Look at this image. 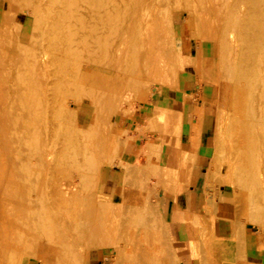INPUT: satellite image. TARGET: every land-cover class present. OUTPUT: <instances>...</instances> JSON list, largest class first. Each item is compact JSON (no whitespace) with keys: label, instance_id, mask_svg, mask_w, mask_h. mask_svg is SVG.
I'll list each match as a JSON object with an SVG mask.
<instances>
[{"label":"rangeland","instance_id":"1","mask_svg":"<svg viewBox=\"0 0 264 264\" xmlns=\"http://www.w3.org/2000/svg\"><path fill=\"white\" fill-rule=\"evenodd\" d=\"M108 1L110 2L111 0ZM192 1L193 3L191 0H184L183 2L182 0H173L172 2L170 0L168 5L165 0L162 1V3L164 2L167 4L165 5L163 3L164 6L163 4H160L161 1L155 0V3L152 2L149 4L152 7L149 5L146 6L147 9H145L143 13V15L145 14L144 18L146 21H149L150 19L153 22L152 28L154 31L156 30V33L150 31L152 29L150 25L151 23L147 24V29L149 27L151 28L148 32L154 33L149 34L151 38L153 37L152 39L149 38L146 40L150 43L152 42L151 44L156 42V50L154 52L159 50V53L164 49V52H162V54L160 53L159 56L157 55L158 53L154 54L153 52V56L150 57L153 64L155 63L154 70L156 69L157 72L159 71V75L157 72V74L155 73L156 70H152L148 73L137 71L134 69V64H132L134 65V68L132 65H128V63L131 64L133 62L130 60L127 61L128 59H126V56L118 63L107 62V58L102 56L106 45L103 43H94L92 50H86V52H88L87 54H89L87 57L86 70L82 73L80 79L78 78L76 82H72L75 87L74 85L71 86L70 84H67L64 85V88L62 87V89H53L51 90L52 93L47 92V95L50 93V98L52 97L53 99H50L45 94V100L47 98L48 101L50 99V101L54 100V102H56L54 104L52 101L49 102V104L46 101V115H50L48 116L49 120H46L49 122L52 120L50 123L53 125L51 126L53 129L55 126L56 128L62 127V131L64 133L66 131L67 134L65 135L62 131L58 130V133L62 132V135L59 134V137L57 136L54 138L56 146H54L53 141L54 147L51 148H55L53 149L55 152H52V154L49 155L50 157L52 156L53 159L49 158L51 160H49L50 169L48 167V173L46 175L48 178L46 177L44 183L45 186H47V192L50 184L55 186L56 184L58 185V183H62L61 186L59 184L61 188L59 189L62 191L58 190V186L56 185L55 187L57 188H50L53 191L55 189V192L49 190L46 200L37 198L32 201V205H25L21 208L16 204V201H9L7 204L0 205V217L6 209L9 211L11 208L12 211L15 213L18 212L21 216L26 215L31 208L36 210L42 205L49 208H54L55 206L57 207L60 205L66 207V205H69L68 207L70 209H67V207L66 209L64 208L65 213L63 216L60 213H57L59 217L62 216L61 219L63 220V226L55 228L52 231L47 227V220H50V216L48 215L40 222L43 224H40L38 228H31V226L26 227V225H20V223L17 222H11L0 227V264H240L243 253L241 242L244 238L246 228L250 229L249 232H258V237L264 239V206H260L261 202L255 197L256 193L254 190L252 189L250 192L251 188L243 184L241 178L242 175L239 173L240 171L238 169L241 168L239 165V157L242 156V151L245 150L242 148H246L249 143L252 145L255 143V135L259 133V128L257 126L258 122H255L259 116L256 114L261 113L258 112L259 110L257 111L256 107H254L255 105L252 107V103H250V95H248L249 67L247 68L248 65H246L245 58H243L245 56V52L243 51L244 48L239 45L240 37L238 32L232 31L228 27L226 28L228 10L223 7L221 12L218 11L221 13L219 14L213 11L214 9L211 7L213 5L219 7V4H222L223 0H214V2L213 0H205L206 2L201 0L203 3L197 0L198 4L201 3L198 7L196 0ZM19 2L14 3L19 5L11 6V8L8 9L9 11L6 12L7 1L0 0V78L3 75L1 79L4 81L5 75V78H8L7 82H11L8 85L5 79L8 86L5 82V85L2 84L0 86V92L2 91V94L0 93L1 95H3L4 90L7 92V95H9L12 91V87L16 85V80L28 73H32L29 70V67L36 65V62L41 69L40 75L48 78L53 67H55L56 60L54 51H57V49L69 51L71 45L69 23L65 18V15L69 18L68 12L62 11L60 19H58V15H56V11H54L58 8L68 10L64 0H19ZM190 2L192 3L191 5ZM204 2L206 4H204ZM229 4V7H233L234 0H231ZM201 5L206 9H199ZM150 8L152 10H150ZM189 9L192 11H189ZM113 10L110 12L112 17L115 16L113 13L115 12L116 14L117 11L115 10L118 9ZM155 13L160 14L157 16ZM105 14H109V12H105ZM160 15L163 19L160 18ZM240 16L243 15L240 14ZM194 22L197 25H195ZM148 32L146 31V36H148ZM132 35L133 34H130L128 29L123 28V26H118L110 30L109 36L111 40L115 42H117V40L127 41L122 47V53L124 54L128 52L131 47L133 49L135 47V45L133 47ZM153 35H156V40H154ZM222 39L225 41L223 44H221ZM219 45L221 48H224H222V51L219 49ZM235 47L238 49L240 47L238 52ZM233 48L235 49L233 50ZM239 51L243 53H239ZM225 52L226 55L228 53L229 55L231 54L230 58L231 56L234 57V59H231L234 60L232 65H226L224 60L226 58V55L224 54ZM235 54L242 59L239 60L238 58L237 60ZM161 56L163 59L162 62ZM155 61H157V63ZM219 63H221L220 66L222 70L219 68ZM223 64H225L226 67H222ZM167 65L169 67L166 68ZM237 65H239V67ZM167 71L169 73L172 71V73L169 74ZM173 73L176 74L177 77ZM160 75L161 77H159ZM165 75L167 77V79H165L167 84H165L166 81L164 82V78H166L164 77ZM234 75L236 77L240 75L237 79H241V81H234L233 79H236ZM168 76H170V78L173 77V79H169ZM13 79L15 80L13 81ZM147 79H150L148 80L150 81L149 83ZM151 79L154 81L151 82ZM186 79L189 80L190 87L196 84L197 87L205 85L210 90V97L207 100L204 112L208 124L206 134L208 156L205 159L199 157L197 154V147L200 140L199 123H201L203 117L202 107H198V100L201 99L199 92L192 89V91L190 90L191 92L188 90L187 94L185 92L183 93V102L194 106V113L191 115L186 125H184L182 120L181 111L176 110L174 104L168 107L174 111V116L169 121L171 128H173L172 136H169V134L165 132V129H163V122H157L152 118L155 114L153 108L155 106H161V102L159 101L161 89L165 88L167 85L168 88L180 90L179 87L182 86L181 81ZM231 80L234 81L236 87L239 83V89L243 88L241 91V97L238 98V100L231 99L230 101V96L232 98L230 92V90H232L231 85L233 86ZM12 81L14 82V85ZM169 81L173 84L170 83L168 85ZM75 83H78V85L81 84L80 87ZM246 85L248 89L246 88ZM84 87L88 89L90 88L92 91L94 90V92ZM82 90H86L87 94L85 91L84 93L80 92ZM243 90H246L244 91L245 94L247 93L245 96H242ZM253 95H255V98L257 97L256 94H252V97ZM249 103L251 106H249ZM25 104L22 106L25 113L28 109L34 111L35 108H37V105L35 104L32 106V103ZM47 104L48 106L51 104L54 105L48 107ZM246 106L247 108H245ZM48 108L52 111H49L50 109ZM247 109L250 111H247ZM254 109L256 110V114ZM50 112L52 113L50 114ZM1 113L0 116L4 119L2 115H5L6 113L3 111ZM250 114L254 117H251ZM8 116L9 115H7V117ZM238 117L239 119L242 117V122L238 120ZM245 117H247L248 120ZM192 118L196 120L195 123L197 122V124L192 125L189 133V128L193 122ZM225 119L226 124L223 122ZM53 121L56 125L55 123L52 124ZM244 121L245 123L249 121L248 124L250 123L249 125L251 128H256V130H258L257 133L252 129L255 133L250 132L252 136L251 134L249 135L248 131H251L249 130L250 127L247 125V128L246 125H244ZM51 127L49 129L45 128L46 133H44L45 131L43 129V134H46L47 137L53 135L50 133ZM246 128L248 129V131H246L247 134L245 132ZM239 129L243 130L245 133H242ZM244 134L247 140L243 139L245 138ZM253 134L255 135L253 136ZM50 136L48 138H50ZM67 136L69 138H67ZM247 136L250 138L254 137V139L248 140ZM74 137H76V139ZM60 139H62V142H59ZM67 139L73 140V146H71L72 142ZM168 140H170V142H165ZM67 141L70 142V144L68 143V146L66 145ZM74 141L77 146L74 145ZM226 141H228V144ZM252 141H254V143ZM83 142L85 144H83ZM2 144L0 147L3 146ZM8 144H10L9 141L8 143H4L5 146H8ZM176 144L181 145V149L187 153H185V158H183L185 156L184 153H182V155L178 152ZM252 145H249L246 150L249 151L252 148ZM10 146L11 145L6 147V149H9ZM84 146L89 148H84ZM77 147L79 148L78 152L76 150L78 154L73 150V148L77 149ZM61 148L63 150L65 148L66 153L63 152ZM6 149L5 151L2 149V151L0 150V157L2 158L1 163L5 162V154H11L9 152L10 149ZM52 149H50V151ZM67 149L71 153L67 152ZM172 149L173 151L176 149L174 151L175 153L172 152ZM82 150L85 152H82ZM245 151H243L244 155L247 153V151ZM176 152L181 154L178 158V166L175 164V160L178 157ZM59 154L61 157L69 155V158L73 154L78 157L75 156L76 158L74 157L75 159H72V156L67 159L68 163L67 160L65 161L64 157L63 162L62 158L59 157ZM227 154L230 161L227 163H234V165L238 163L235 167L233 165L234 170H232V181L231 183H220V179H217L216 175V180L214 179V186H212L213 188L210 193L214 195L217 209L214 211L211 209L202 211L200 210V206L204 199V177L209 170H207V168L211 167V169H215V167H213L214 165L208 167V163L212 160L210 164L215 163L217 166L220 165L222 160L221 164L224 162L222 171L225 172L227 169V164L225 163V157ZM53 155H57L55 158L57 157L60 159L61 164H59L60 160H58L59 163L56 162L57 158L55 159ZM186 158L187 160L184 161ZM232 158L238 159H235V162H238H233L234 159ZM71 160H74L75 163H72ZM76 160L79 162L77 161L76 163ZM82 161L84 162L82 163ZM51 162L53 163L51 164ZM70 162L75 165L72 166ZM3 163L0 166L5 167V169L0 167V171L3 170L2 174L4 172V174L6 173L5 175L10 174L11 171L9 172L8 168L11 167L13 170V166H8L7 172L5 166L6 163ZM168 163H173L172 166L169 164V168L170 171L177 170L179 182L175 183L174 181L171 185L169 184L168 187H166L168 188V192L165 194L164 188L161 187V182L163 180L168 182L169 177H164V170L166 169L162 168L160 165H168ZM56 165L58 167L61 166L59 167L60 170L57 169L58 167ZM70 165L72 167H70ZM80 165L83 167L81 168ZM75 166L81 168V170ZM184 167L186 168L184 169ZM72 168H75V171ZM55 169L58 171V174L62 172L61 174L64 176H60V174L57 175ZM217 169L218 167H216V170ZM49 170H52V174ZM53 170H55V173H53ZM2 174H0V177ZM35 176L39 181L41 174L37 173ZM51 176L53 179L56 178V176L59 177V179L57 178V182L55 180H50L49 178H51ZM173 176L176 177V174ZM178 186L181 187L178 188ZM190 186H192L191 189L194 193H189L188 189ZM56 189L60 193H63L64 196L68 194L67 196L70 197V199L72 195L77 194L75 195L77 201L75 202L71 199L72 201L69 200L65 203L64 201L62 202L61 198L64 196L59 195V192ZM236 189L238 190L235 193H238L241 198H239L241 202H239L241 205V208H239L242 211H239L240 217L234 214V190ZM6 191H8V189H6ZM9 191L7 192L8 194ZM16 193L18 192L16 191ZM249 193L250 196L248 197ZM251 193L254 195L252 196ZM49 195L50 197H48ZM155 195L159 197V202L157 203L155 202ZM60 196L62 197L60 198ZM174 197H176V200ZM252 197H254L256 201ZM169 199L174 201V206H176V204L178 205V208L175 207L172 211V213L174 211L176 212V218L173 221H171L172 213L166 212V202ZM250 204L253 206L251 207ZM77 207L78 210L75 212ZM114 207H116L115 211H113ZM107 208L108 210L111 208L109 211V213L111 212L110 215L116 217L113 216L114 219H112L109 215V218L113 223L110 222L113 226L110 223L109 226H112L114 230L113 233L111 232V235H108V238L110 237L111 239H109L113 243L106 248H97L96 243L91 242L90 237L87 236L86 228L97 227L98 223L101 222L104 216L106 217L105 214L104 216L102 214L103 212H106ZM260 208L261 211L259 210ZM100 210L103 212L101 213ZM116 214H118V216H116ZM183 217L185 219H183ZM94 220L97 221V224L95 223V225ZM44 221L46 222V225L44 224ZM226 224L229 225L230 239L221 238L226 235V233L221 232L220 228ZM64 232L67 236H64ZM68 234L69 237L71 235L72 239H74V242L71 244L67 242L66 237H68ZM189 234L192 236L193 243L195 242L194 246L196 247V253L194 254V257L189 249L190 247L188 248L186 245V242L190 238ZM52 236L55 237L53 238ZM94 238L97 239L98 237L96 236ZM109 239L108 241H110ZM55 240L56 242H54ZM62 240L66 241L64 243L68 245H63ZM57 243H61L64 247H61V245H58ZM140 261H142V263Z\"/></svg>","mask_w":264,"mask_h":264},{"label":"bare ground","instance_id":"2","mask_svg":"<svg viewBox=\"0 0 264 264\" xmlns=\"http://www.w3.org/2000/svg\"><path fill=\"white\" fill-rule=\"evenodd\" d=\"M7 1V8L5 9V11H9L8 9L11 8V6H14V5H19V4H14V3H17L19 2V0H6ZM161 1V5L164 3H162V1H165V0H159ZM173 0H171L172 2ZM177 1V0H175ZM184 0H182L183 2ZM188 1V0H187ZM190 1V0H189ZM200 2L203 3V1L199 0ZM212 1V0H210ZM209 1V2H210ZM231 0H223L222 4H219V7L216 6V5H213L211 7H213V11H215L216 13H219L218 11L221 12V9H223V7L225 9H227V16L228 19L227 20V26L226 28H230V30L232 31H236L238 32V35H239V45H241L243 48H244V54L245 56L243 58H245V63H247L246 65L247 68H248V80H249V90H248V95H250V103H252V107L253 105H255L254 107H256L257 111L258 112H261L260 114L257 113L256 114V110H255V114L257 116H259V118L257 117V120H255V122H258V128H259V133H257L258 130L253 129V127L251 128V126L248 124V122L245 123L244 121V125H246V127L248 128V126L251 128H249V130L251 131H248V129L246 128L245 132L248 131L249 132V135L254 132L253 130H255V132L257 133V135L253 134V136L255 135V139L254 137L250 138L247 136L248 140H255V143L254 141H252L254 144H248L247 147H249V145H252V148L247 151V147L245 148H242V149H245L247 151V153H245V155L243 154V151H242V156L239 157V165L241 166V168H238L239 169V173L242 175L241 178H242V182L245 186H248L249 188H251L250 192L252 191V189L254 190V192L256 193V196L258 201L261 202V204L263 203L264 204V0H234V4H233V7H229L228 4ZM233 1V0H232ZM61 2V1H60ZM64 2L66 3V8L68 10H64V8H58L54 11L56 15H58V19H60V15L63 12H68V15H69V18L66 17L65 15V18L67 19L66 21H68L69 23V30H70V34H71V45H70V50L69 51H62V50H59L57 49V51H54V56H55V67H53V70L51 71L49 77H43L41 74V69L40 67H38V64L36 62V65L34 66H30L29 67V70L32 72V73H28L22 77H19L17 80H16V85H14V80L13 79V87H12V91L10 92L9 95H7V92L4 90L3 92V95L2 94V91L0 92V114H2L1 112H5L6 114V117L5 115L3 114L2 116L4 117V119L0 116V145L2 144L3 148H1L2 150L5 151L6 147H9L10 146V150L9 149H6V150H9V152L11 154L7 155L5 154V162L6 163V171H7V167L8 166H13V170L10 168H8L10 174L8 175H5L4 172L2 174V171H0V174H2V176L0 177V205H3V204H7V202L9 201H16V204L18 206L23 207L25 205H32L34 200H36L37 198L41 199V200H46V197H47V194H49V190H51L52 188H54L55 186H52L50 184V187L48 188V192H47V186H45V183L44 181H46V175H47V171H48V167H49V164H50V159H53L52 156L50 157L49 155L52 154V152H55V150L53 151V149L55 148H51V147H54L56 146L55 144V140L54 138H56L57 136L59 137V134L62 135V127H58L56 128V126L54 127V129L51 127L53 125H51L50 122H52V120L49 122L47 121L46 119H48L50 116L48 114V116L46 115L47 114V109H46V101L47 103L49 102H52V103H56L54 102V100L50 101V99H53L52 97L50 98V93H48L49 95H47V92H51V90L53 89H59L64 86V85H67V84H70L71 86L74 85L72 84V82H76L77 79L81 77L82 73L86 70V64H87V57L89 56V54H87L88 52H86V50H92V48L94 47V43H97V44H105V49H104V52L102 54V56L104 58H107V62H112V63H115V62H121L122 61V58L126 56V59H128L127 61H131L133 63H128V65H132L134 64L135 65V68H134V65L133 68L136 69L137 71L139 72H151L152 70H154V64L153 62L150 60V57L153 56L152 53L156 50V45L155 43L151 44L150 42H148L147 40L150 38V33H156V30L154 31V29L152 28V21L149 19V21L145 20L144 18V11L145 9H147L146 6H148L150 3H155V0H111L110 2L108 0H64ZM191 2L193 3V1L191 0ZM190 2V5L192 4ZM197 2V7L198 5V1L196 0ZM206 2V1H205ZM204 2V4H206ZM214 2V0H213ZM20 3V2H19ZM59 3V2H58ZM166 3L169 5L170 3V0H166ZM165 4V3H164ZM163 4V5H164ZM165 4V5H167ZM172 4V3H171ZM174 4V2H173ZM189 4V3H188ZM195 4V3H194ZM213 4V3H212ZM210 4V5H212ZM23 5V4H22ZM164 5V6H165ZM176 5H177V2H176ZM196 5V4H195ZM230 5V4H229ZM150 7H152L151 5H149ZM163 6V7H164ZM175 7V6H174ZM194 7V5H193ZM205 7V6H204ZM209 7V6H208ZM154 8V7H153ZM162 8V7H161ZM168 8V7H167ZM202 5L200 6L199 9H202ZM115 10V9H118V10H115V11H119L118 13L115 12L113 13V15H115L114 17H112L111 13L112 10ZM159 9V8H158ZM203 9H206V8H203ZM208 9V8H207ZM212 9V8H211ZM217 9V10H216ZM113 10V11H114ZM149 10V9H148ZM150 10H152L150 8ZM209 10V9H208ZM147 11V10H146ZM189 11H192L191 9H189ZM105 12H109V14H105ZM154 12V11H153ZM152 12V13H153ZM214 12V14H215ZM225 12V10H224ZM192 13V12H191ZM204 13V12H203ZM157 16L160 14V13H155ZM221 14V13H219ZM240 14H242L243 16H240ZM153 15V14H152ZM163 15V13H162ZM169 15V14H168ZM218 15V14H217ZM216 15V16H217ZM147 16V15H146ZM145 16V17H146ZM150 16V15H149ZM161 16V15H160ZM165 16V15H164ZM163 16V17H164ZM215 16V15H214ZM225 16V15H223ZM152 17V16H151ZM162 18V16L160 17ZM163 19V18H162ZM166 19V18H165ZM164 19V20H165ZM157 20V19H155ZM161 20V19H160ZM217 20V19H216ZM166 21V20H165ZM202 21V20H201ZM226 21V20H225ZM155 22V21H154ZM197 22V21H196ZM151 23V24H150ZM167 23V22H165ZM147 24H150L151 25V29L150 27L147 29ZM195 24V22H194ZM197 25V24H195ZM207 25V24H206ZM221 25V24H220ZM118 26H123V28H126L130 31V34H133V40H132V43H133V47L134 49L131 47L130 50H128V52L126 53H122V47L124 46V43L127 42L126 40H117V42L115 41H112L111 38H110V30H112L113 28L115 27H118ZM149 26V25H148ZM168 26V25H167ZM208 26V25H207ZM223 27V26H222ZM217 28V27H216ZM220 28V27H219ZM151 29V30H150ZM224 29V28H223ZM154 31V32H148V31ZM212 30V29H211ZM221 30V28H220ZM225 30V29H224ZM146 31L148 32V36ZM210 31V30H209ZM231 31V32H232ZM229 32V31H227ZM200 33V32H199ZM207 33V32H206ZM224 33V32H223ZM151 34V36H152ZM197 34V33H196ZM164 35V34H163ZM219 35H222V34H219ZM231 35V34H230ZM154 36V40L156 35H153ZM146 37V38H145ZM148 37V38H147ZM161 37V36H160ZM217 38H218V35H217ZM221 38V37H220ZM224 38V37H223ZM235 38V36H234ZM147 39V40H146ZM230 39H231V36H230ZM224 39H222V43L225 42L223 41ZM150 41V40H149ZM161 41V40H160ZM217 41V40H216ZM235 41V40H234ZM230 42V40H229ZM169 44V43H168ZM143 45V46H142ZM158 45V44H157ZM226 45V44H225ZM229 45V44H228ZM220 46V45H219ZM227 46V45H226ZM236 46V45H235ZM240 46V47H241ZM162 47V46H161ZM164 47V46H163ZM166 47V45H165ZM225 47V46H224ZM238 47V46H237ZM239 47V49H240ZM160 48V47H159ZM223 48V47H222ZM222 48L220 46L219 49H221L222 51ZM229 48V47H228ZM236 48V47H235ZM233 48V50L235 49ZM224 49V48H223ZM237 49V52H238V48ZM161 50V49H160ZM171 50V49H170ZM228 50V49H227ZM159 51V50H158ZM158 51L154 52V54L158 53ZM162 51V50H161ZM164 52V49L163 51ZM162 52H159L157 55L159 56V54ZM224 52V51H223ZM226 52H229V51H226ZM226 52L224 53L226 55ZM231 52V51H230ZM233 52V51H232ZM241 51H239L240 53ZM85 53V55H84ZM93 53V52H92ZM220 53V52H219ZM222 53V52H221ZM235 53V52H234ZM243 53V52H241ZM223 54V53H222ZM221 55V54H220ZM231 55V54H230ZM230 55L229 53L226 55V58L224 59L225 60V63L226 65H232L233 61L234 60H231V59H234L233 56H231L230 58ZM234 55V54H232ZM236 55V54H235ZM72 56V57H71ZM163 56V55H162ZM162 56H161V62H162ZM198 57V56H197ZM225 57V56H224ZM233 57V58H232ZM237 57V60H238V56L236 55ZM241 57V56H240ZM165 58V57H163ZM242 58H239V60H241ZM200 60V59H199ZM236 60V61H237ZM158 61V60H157ZM157 61H155L157 63ZM160 61V60H159ZM166 61V60H164ZM167 62V61H166ZM164 62V63H166ZM198 62V61H197ZM200 62V61H199ZM237 63V62H236ZM244 63V62H243ZM159 64V63H158ZM157 64V65H158ZM221 63H219V66H220ZM170 65V64H169ZM225 64H223L222 67H226ZM236 65V64H235ZM239 67V65H237ZM159 67V66H158ZM169 67L168 65L166 66V68ZM173 67V66H172ZM171 67V68H172ZM200 67V66H199ZM198 67V68H199ZM170 68V70H171ZM221 68V66L219 67ZM218 69V68H217ZM224 69V68H223ZM156 70V69H155ZM154 70V71H155ZM161 70V69H160ZM173 70V69H172ZM201 70V69H199ZM222 70V68H221ZM177 71V70H176ZM220 71V70H219ZM157 72V70L155 71V73ZM159 72V71H158ZM157 72V73H158ZM166 72V70H165ZM168 72V71H167ZM174 72V71H173ZM156 73V74H157ZM169 73V72H168ZM172 73V71H171ZM169 73V74H171ZM243 73V71H242ZM152 74V73H151ZM150 74V75H151ZM154 74V75H156ZM165 74V73H163ZM168 74V75H169ZM174 74V73H173ZM233 74V73H232ZM159 75V73H158ZM162 75V74H161ZM161 75L159 77H161ZM176 75V74H174ZM1 76V75H0ZM157 76V75H156ZM170 76H173V75H170ZM170 76H168L169 79H173V77L170 78ZM232 76V75H231ZM240 76V75H239ZM236 77L234 75V77H236V79H233L234 81L235 80H240L241 79H237L239 78ZM244 76V75H243ZM247 76V75H245ZM3 77V75H2ZM1 77V78H2ZM163 77V76H162ZM166 77V75L164 76ZM175 77V76H174ZM177 77V75H176ZM230 77V76H229ZM228 77V78H229ZM250 77V78H249ZM0 78V86L2 84H4L5 82V79H6V82L8 80V78H5V75H4V81ZM150 78V77H149ZM152 78V77H151ZM158 78V77H157ZM164 78V82L166 81ZM168 79V80H169ZM244 79V78H242ZM150 80V79H147V81ZM176 80V78H175ZM174 80V81H175ZM231 80V82H233V86L231 85V89L230 92H231V95H232V98L230 96V101L231 99L233 100H238V98L241 97V91L242 89H239L240 85L237 84V87L236 85L234 84V81ZM245 80V79H244ZM247 80V81H248ZM146 81V83H147ZM154 81V80H153ZM152 79H151V82H153ZM160 81V80H159ZM159 81H156V82H159ZM163 81V80H162ZM161 81V82H162ZM5 84L9 85V83L11 82H7ZM150 81H148L149 83ZM239 82V81H238ZM243 82V81H242ZM246 82V81H245ZM93 83V82H92ZM147 83V84H148ZM172 83L171 81L168 82V85ZM175 83V82H174ZM244 83V82H243ZM247 83V84H248ZM4 84V85H5ZM77 84L78 87H80V85H78V83H75ZM146 84V85H147ZM167 84V81L166 83ZM173 84V83H172ZM171 84V85H172ZM230 84V83H229ZM7 85V86H8ZM145 85V84H144ZM164 85V83H163ZM244 85V84H242ZM69 86V85H68ZM167 86V85H166ZM165 86V87H166ZM10 87V86H9ZM75 87V85H74ZM87 87V86H86ZM84 87V88H86ZM168 87V86H167ZM229 87V86H228ZM64 88V87H63ZM93 88V86H92ZM246 88L248 89L247 85H246ZM83 89V88H81ZM80 89V90H81ZM88 89V88H86ZM90 89V88H89ZM88 89V90H89ZM245 89V88H244ZM65 90V89H64ZM75 91H76V88H75ZM86 93V90H82L80 92H83ZM90 91H92L90 89ZM246 90H243V95L242 96H245V92ZM79 92V91H78ZM79 92V93H80ZM94 92V90L92 91ZM96 92V91H95ZM69 93V92H67ZM76 93V92H75ZM229 93V92H228ZM251 93V94H249ZM5 94V95H4ZM45 94L47 95V97H49V101L48 99L46 98L45 100ZM87 94V93H86ZM252 94H256L257 97L255 98V95H253L252 97ZM79 95V94H78ZM85 95V94H84ZM45 96V97H44ZM69 96V95H68ZM229 96V94H228ZM254 98V99H253ZM145 99V98H144ZM253 99V100H251ZM256 99V100H255ZM100 100V99H99ZM66 101V100H65ZM229 101V102H230ZM101 102V101H100ZM27 103H32L31 106L33 104L37 105V108H35L34 111H30V109H26V113L23 111L24 109H22V106ZM249 103V106H251V104ZM256 103V104H254ZM50 104V103H49ZM54 104H51V105H54ZM34 105V106H35ZM51 105H49L50 107H52ZM248 105V104H247ZM26 106V104H25ZM30 106V105H28ZM48 106V104H47ZM48 106V107H49ZM248 106V107H249ZM102 107V106H100ZM250 107V108H252ZM24 108V107H23ZM99 108V107H98ZM247 108V106L245 107ZM50 109V108H48ZM55 109V108H54ZM155 114L154 116H152V118H154L155 121L157 122H163V129H165V132L169 134V136H172V131H173V128H171V125L169 124V121L173 118L174 116V111L173 109L171 108H168L166 106H163V107H160V106H155L153 108ZM237 110V109H236ZM249 109H247L248 111ZM49 111H52L51 109ZM54 111V110H53ZM242 111V110H241ZM250 111V110H249ZM252 112V111H251ZM8 113V114H7ZM52 112H50L51 114ZM253 114V113H252ZM7 115H9V119L7 117ZM47 116V118H46ZM241 116V115H240ZM251 116V114H250ZM248 117V116H247ZM245 117L247 120L248 118ZM251 117H254V116H251ZM250 117V118H251ZM7 118V119H6ZM150 118V119H152ZM242 118V117H241ZM239 119L238 117V120H240V122H242L243 119ZM252 119V118H251ZM49 120V119H48ZM224 123L226 122V119L223 121ZM239 122V124H240ZM254 122V123H255ZM55 122L53 121L52 124H54ZM222 123V124H224ZM221 124V125H222ZM226 124V123H225ZM253 124V123H252ZM257 124V123H255ZM56 125V123H55ZM248 125V126H247ZM51 127V134L53 135H49L50 138H48L46 136V134L44 135L43 134V129L44 131L46 130L45 128H50ZM192 126V125H191ZM240 126V125H239ZM225 127V126H224ZM243 127V125H242ZM256 127V125H255ZM56 128V129H55ZM240 128V127H239ZM245 128V127H244ZM243 128V129H244ZM66 129V128H65ZM64 129V130H65ZM242 129V128H241ZM239 129V130H241ZM253 129V130H252ZM62 131L61 133H58L59 131ZM69 130V129H68ZM50 131V130H49ZM223 131V130H222ZM242 133L244 132L243 130H241ZM73 132V131H72ZM244 132V133H245ZM251 132V133H250ZM254 132V133H255ZM46 133V131L44 132ZM49 133V134H50ZM64 133V132H63ZM71 133V132H70ZM69 133V134H70ZM241 133V132H240ZM65 135L67 134L66 131L64 133ZM75 134V133H74ZM81 134V133H80ZM223 134V133H222ZM247 134V132H246ZM73 135V134H71ZM77 135V134H76ZM55 136V137H54ZM168 136V137H169ZM245 136V134H244ZM252 136V134H251ZM64 137V136H62ZM61 137V138H62ZM78 137V136H76ZM76 137H74L76 139ZM84 137V136H83ZM243 137V135H242ZM67 138H69L67 136ZM71 138V136H70ZM171 138V137H170ZM64 139V138H63ZM66 139V138H65ZM73 139V138H72ZM79 139V138H78ZM82 139V138H81ZM243 139H246V136L245 138ZM58 140V139H57ZM56 140V141H57ZM69 140L70 142H72L73 140H70V139H67ZM247 140V139H246ZM8 141L10 142V144H8V146H5L4 143H8ZM53 141H54V146H53ZM66 141V140H65ZM85 141V140H84ZM89 141V140H88ZM164 141V139H163ZM59 142H62V139H60ZM70 142H66L65 144L68 146V143L70 144ZM165 142H170V140L168 141H165ZM227 144H228V141H226ZM230 142V141H229ZM79 143V142H78ZM81 143V142H80ZM63 144V143H62ZM73 142L71 143V146ZM77 144V142H76ZM83 144H85L83 142ZM74 145H75V141H74ZM5 146V148H4ZM65 146V145H64ZM70 146V145H69ZM77 146V145H75ZM89 146V144H88ZM230 146V145H228ZM227 146V147H228ZM63 147V146H62ZM80 147V146H79ZM83 147V146H82ZM176 147L178 148V152H180L181 154L182 153H186L184 152L182 149H181V145H178L176 144ZM67 148V147H66ZM69 148V147H68ZM76 148V147H75ZM84 148H89V147H85ZM92 148V147H90ZM94 148V146H93ZM0 149V150H1ZM50 149H52L50 151ZM58 149V148H57ZM78 147L77 149H74L73 150L76 152H78ZM83 149V148H82ZM1 150V151H2ZM60 150V149H58ZM57 150V151H58ZM61 150H63L61 148ZM65 148L63 150V152H65ZM72 150V152H73ZM86 150V149H85ZM88 150V149H87ZM93 150V149H92ZM176 150V149H175ZM174 150V151H175ZM56 151V153H57ZM84 150H82L83 152ZM91 151V150H89ZM172 149V152L175 153ZM7 152V151H6ZM51 152V153H50ZM67 152H70L68 151L67 149ZM76 152V153H77ZM81 152V153H82ZM85 152V151H84ZM171 152V154H172ZM178 152H176L178 154V157L177 159L175 160V164H179V161H178V158L180 157L181 154H179ZM230 152V151H229ZM228 152V153H229ZM62 153V152H60ZM66 153V152H65ZM71 153V152H70ZM231 153V152H230ZM55 154V153H54ZM63 154V153H62ZM78 154V153H77ZM83 154V153H82ZM187 154V153H186ZM186 154L183 158L186 157ZM58 155V154H57ZM55 155V156H57ZM66 155V154H65ZM72 155V154H70ZM89 155V154H88ZM87 155V156H88ZM183 155V154H182ZM231 155V154H230ZM229 155V157L231 158V156ZM244 155V156H243ZM55 156L53 155V157L55 158ZM69 156V155H68ZM68 156H65L67 158H65L64 156L61 157V155L59 154V157L62 158V161L64 162V159L65 161L69 158H71L72 156V159H75L76 157L78 156H74V154L68 158ZM233 156V155H232ZM237 156V155H236ZM4 157V156H2ZM64 157V159H63ZM75 157V158H74ZM50 158V159H49ZM57 158V157H56ZM55 158V159H56ZM237 158V157H236ZM236 158H232L234 159L233 162H235V159ZM1 157H0V163H1ZM213 159V158H212ZM226 159V164H227V169L225 172L222 171V166L224 164H221L220 162V165H215L214 164H210V161L208 164V167L210 165H214L213 167H215V169H211L210 168H207L208 172L206 173L205 177H204V183H203V195H204V199H203V202L200 206V210L204 211V210H207V209H211V210H215L217 209V203L215 201V198H214V195H212L210 192L212 190V186H214V182L216 180V175H217V179L219 178L220 179V183L223 182V183H231L232 181V170H234L233 168L235 166H237L238 161H236V165H234V163H227V162H230L229 159H228V154L227 156L225 157ZM228 159V160H227ZM50 160V161H49ZM58 159L57 158V163L58 162ZM83 160V159H82ZM86 160V159H85ZM180 160V159H179ZM187 158L184 160L186 161ZM238 160V159H236ZM78 160H76V163H77ZM181 161V160H180ZM183 161V162H184ZM224 161V160H223ZM55 162V163H56ZM68 162V160H67ZM72 163H75L74 160H71ZM70 162V163H71ZM79 162V161H78ZM84 161H82L83 163ZM3 163V162H2ZM1 163V164H2ZM3 163V164H4ZM53 162H51L52 164ZM54 163V164H55ZM69 163V162H68ZM71 163V164H72ZM174 163V162H173ZM173 163H168V165H160L162 168L166 169L164 170V177H169L168 179L171 180L168 182L166 180H163L161 182V187L164 188L165 190V194H167L168 192V185L174 183H178V177H177V170L176 171H170V168L169 166ZM185 163V162H184ZM0 164V165H1ZM61 164V160H60V163ZM67 164V163H66ZM65 164V165H66ZM119 164V163H118ZM170 164V165H169ZM189 164V162H188ZM15 165H16V168H15ZM58 165V164H57ZM56 165V166H57ZM75 165V164H72V166ZM124 165V164H123ZM121 165V166H123ZM234 165V167H233ZM70 165V167H72ZM79 166V165H78ZM85 166V165H84ZM174 166V165H173ZM238 166V167H240ZM2 169L5 167H2L0 166ZM54 167V166H53ZM58 167V166H57ZM61 167V166H59ZM59 167L57 169H59ZM68 167V166H66ZM77 167V166H75ZM80 167L82 168L83 166L80 165ZM125 167V166H124ZM175 167V166H174ZM216 167H218V169L216 170ZM78 168V167H77ZM76 168V169H77ZM81 168H78L81 170ZM176 168V167H175ZM186 167H184L185 169ZM237 168V167H236ZM235 168V169H236ZM15 169V170H14ZM50 169V167H49ZM53 169V168H52ZM73 169V168H72ZM172 169V168H171ZM56 170V169H55ZM55 170H53V173H55ZM60 170V169H59ZM75 171V168L73 169ZM189 170V168H188ZM206 170V171H207ZM7 171V172H8ZM49 172H51L52 174V170H49ZM37 173H40L41 174V177L39 178V181L38 179L36 178L35 174ZM62 173V172H61ZM60 174V176H64L63 174ZM189 173V171H188ZM56 174H58V171L56 170ZM55 174V175H56ZM68 174V173H67ZM176 174V177H174L173 175ZM239 174V176H240ZM4 175V176H3ZM69 175V174H68ZM75 175V174H74ZM251 175V176H250ZM54 177V176H53ZM74 177V176H73ZM48 178V177H47ZM52 178V176H51ZM49 178L50 180H55L57 182V178L59 179V177L56 176V178ZM215 179V180H214ZM37 180V181H36ZM62 180V179H61ZM71 181V179H70ZM50 182V181H49ZM51 183V182H50ZM186 183V182H185ZM240 183V182H239ZM54 184V183H53ZM62 183H58V190H60V186ZM68 185V184H67ZM185 186V185H184ZM183 186V187H184ZM187 186V184H186ZM181 187V186H178V188ZM247 187V188H248ZM51 188V189H50ZM57 188V187H55ZM60 188V189H59ZM2 189V190H1ZM6 189H8L9 191V194L7 193L8 191H6ZM4 190V191H3ZM57 190V189H56ZM57 190V191H58ZM238 189L234 190V193L237 192ZM248 190V189H247ZM3 191V192H1ZM13 191V192H12ZM16 191L19 193H16ZM53 191V190H51ZM62 191V190H60ZM65 191V190H63ZM12 192V193H11ZM55 192V189L54 191ZM59 192V191H58ZM57 192V194H58ZM247 192V191H246ZM7 193V194H6ZM16 193V195H15ZM75 193V192H74ZM73 193V194H74ZM18 194V195H17ZM56 194V193H55ZM71 194V193H70ZM252 194V193H251ZM53 195V194H51ZM59 195H63V193H60L59 192ZM68 195V194H67ZM60 196L62 202L64 201L67 202V201H72L74 200L75 202L77 201L76 199V196L77 194H74L72 195L71 199L70 197L68 196ZM254 194H252L253 196ZM244 196V195H243ZM250 196V193L248 195V197ZM50 197V195L48 196ZM155 197V202H159V197H157L156 195L154 196ZM56 198V197H55ZM59 198V199H60ZM79 198V196H78ZM81 198V197H80ZM239 194L235 193V203L233 204V206H235L234 208V214L238 217H240V212L241 211V205L239 204L240 200H239ZM253 199H255L254 197H252ZM251 198V199H252ZM51 199V198H50ZM49 199V200H50ZM174 199L176 200V197H174ZM241 199V198H240ZM250 199V200H251ZM252 199V200H253ZM161 200V199H160ZM55 201V200H54ZM256 201V199H255ZM257 201V202H258ZM50 202V201H49ZM61 202V203H62ZM254 202V201H252ZM251 202V203H252ZM258 202V203H259ZM72 203V202H71ZM241 203V202H240ZM9 204V203H8ZM44 204V203H43ZM52 204V203H51ZM67 204V203H66ZM69 204V202H68ZM88 204V203H87ZM98 204V203H97ZM240 206H239V205ZM253 204V203H252ZM260 204V203H259ZM258 204V205H259ZM260 206H264L263 204ZM16 205V206H17ZM72 205V204H71ZM74 205V204H73ZM81 205V204H80ZM108 205V204H107ZM110 205V203H109ZM108 205V207H109ZM117 205V204H115ZM251 205V204H250ZM254 205V204H253ZM251 205V207L253 206ZM13 206V205H12ZM15 206V207H16ZM52 206V205H51ZM69 206V205H68ZM67 205V209L69 208ZM82 206V205H81ZM112 206V205H111ZM110 206V207H111ZM119 206V205H118ZM117 206V207H118ZM56 207V206H55ZM54 207V208H55ZM66 207L64 205H60V206H57L55 209L54 208H49V207H46L45 205H42L40 206L39 208H37L36 210L35 209H30L29 212L26 214V215H19L18 212H14L12 211L11 209L9 211H4L0 217V227H3L5 226L6 224L8 223H11V222H17V223H20V225H26V227H30L31 228H34V227H39L40 224H43V223H40L41 221L44 220V218L48 216L50 220H47V227H49V230L52 231L53 229L55 228H60L63 226V220L61 219L63 214L65 213V210L64 208L66 209ZM73 207V206H71ZM76 207V206H75ZM104 207V206H103ZM240 207V208H239ZM248 207V206H247ZM259 207V206H258ZM14 208V207H13ZM19 208V207H18ZM80 208V207H79ZM90 208V207H89ZM100 208V207H99ZM120 208V206H119ZM264 208V207H263ZM3 209V208H2ZM9 209V208H8ZM17 209V208H15ZM14 209V210H15ZM70 209V208H69ZM106 209V208H105ZM111 210V208H109ZM116 207H114V210L115 211ZM5 210V209H4ZM18 210V209H17ZM16 210V211H17ZM78 210V207L76 208L75 212ZM97 210V209H96ZM108 208L106 210V212H103V216L104 214L106 215V217L104 216V218L101 220L100 223H98V226H94V227H89V228H86L87 230V236L90 237V241L91 242H95L96 245H97V248H106L108 247L109 245H111V243H113L109 238H108V235L110 234L111 235V232L113 233V223L111 222V219L109 218V215L111 214V212L109 213ZM261 211V208L259 209ZM19 211V210H18ZM80 211V209H79ZM105 211V210H104ZM117 211V210H116ZM120 211V210H118ZM101 212V210H100ZM101 212V213H102ZM183 212V211H182ZM186 212V211H185ZM184 212V213H185ZM244 212V211H243ZM263 212V211H262ZM57 213H60L62 216L59 217L57 215ZM79 213V212H78ZM83 213V212H82ZM96 213V212H95ZM94 213V214H95ZM99 213V212H98ZM18 214V215H17ZM115 214V213H114ZM190 214V213H189ZM101 215V216H102ZM184 215V214H183ZM234 215V216H235ZM97 216V215H96ZM95 216V217H96ZM102 216V217H103ZM111 216V215H110ZM114 215H112V219H114L113 217ZM116 216H118V214H116ZM235 216V218H236ZM263 216V214H262ZM99 217V216H98ZM133 217V216H132ZM185 217V215H184ZM183 217V219H185ZM193 217V215H192ZM237 217V218H238ZM116 218V217H115ZM135 218V217H134ZM176 218V212L174 211L172 214H171V221H173L174 219ZM95 219V218H94ZM118 219V218H117ZM193 219V218H192ZM239 219V218H238ZM237 219V220H238ZM91 220V219H90ZM96 220V219H95ZM94 220V225L95 223L97 224V221ZM128 220V219H127ZM133 220V219H132ZM137 220V219H136ZM113 221V220H112ZM135 221V220H134ZM139 221V220H138ZM186 221V220H185ZM188 221V219H187ZM186 221V222H187ZM93 222V221H92ZM112 224H111V223ZM119 222V221H118ZM126 222V221H125ZM144 222V221H143ZM184 222V221H183ZM192 222V221H191ZM46 222L44 221V224ZM112 226H109L110 224ZM123 224V223H122ZM144 224V223H143ZM142 224V225H143ZM151 224V223H150ZM46 225V224H45ZM71 225V224H70ZM125 225V224H124ZM134 225V224H133ZM141 225V224H140ZM91 226V225H90ZM93 226V225H92ZM132 226V225H131ZM193 226V225H192ZM46 227V228H47ZM72 227V226H71ZM80 227H84V226H80ZM115 227V226H114ZM133 227V226H132ZM199 227V226H198ZM134 228V227H133ZM262 229V228H261ZM260 230V229H259ZM50 231H49V236H50ZM72 231V230H71ZM70 231V232H71ZM194 231V230H193ZM55 232V231H53ZM52 232V233H53ZM58 232V231H57ZM67 232V231H66ZM263 232V231H261ZM56 233V232H55ZM62 233V232H61ZM65 233V232H64ZM72 233V232H71ZM116 233V232H115ZM144 233V232H143ZM188 233V232H187ZM130 234V233H129ZM54 235V233H53ZM56 235V234H55ZM66 235V233L64 234V236ZM113 235V234H112ZM156 235V234H155ZM61 236V234H60ZM67 236V235H66ZM98 237L97 239H95L94 237ZM190 238L188 239V241L186 242V245L188 246V248L190 249L193 257L195 256L194 254L196 253V247L194 246L195 242L193 243V239L191 238V234H189ZM53 237V236H52ZM55 237V236H54ZM53 237V238H54ZM59 237V236H58ZM112 237V236H111ZM148 237V236H147ZM151 237V236H150ZM52 238V239H53ZM60 238V237H59ZM67 238V242L69 244H71L72 242H74V239H72L71 235L69 237V234H68V237ZM61 239V238H60ZM63 239V238H62ZM108 239L110 241H108ZM131 239V238H130ZM133 239V237H132ZM54 240V239H53ZM59 240V239H58ZM116 240V239H115ZM150 240V239H149ZM62 244L63 245H66V241L62 240ZM133 241V240H132ZM178 241V240H177ZM56 242V240L54 241ZM141 243V242H140ZM157 243V242H156ZM58 244V243H57ZM61 243H59L58 245H61V247L63 246ZM145 244V242H144ZM198 244V243H197ZM68 245V244H67ZM66 245V246H67ZM119 245V244H118ZM199 245V244H198ZM140 246V245H139ZM64 247V246H63ZM120 247V246H119ZM54 248V247H53ZM136 248V247H135ZM134 248V249H135ZM64 249V248H63ZM137 249V248H136ZM53 250V249H52ZM60 250V249H59ZM163 250V249H162ZM139 251V250H138ZM150 251V249H149ZM120 253V252H119ZM135 253V252H133ZM160 253V252H159ZM158 253V254H159ZM143 254V253H142ZM152 254V253H151ZM161 255V254H160ZM5 256V255H4ZM3 256V257H4ZM141 257V255H140ZM147 257V256H146ZM157 257V256H156ZM136 258V257H135ZM142 258V257H141ZM167 258V257H166ZM134 259V258H133ZM138 259V258H137ZM148 259V258H147ZM132 260V259H131ZM169 260V259H168ZM139 262V261H138ZM137 262V263H138ZM142 263V261H140ZM150 262V261H149ZM2 263V262H1ZM144 263V262H143ZM158 263V262H157ZM147 264V263H146ZM151 264V263H150ZM153 264V263H152Z\"/></svg>","mask_w":264,"mask_h":264},{"label":"crops","instance_id":"3","mask_svg":"<svg viewBox=\"0 0 264 264\" xmlns=\"http://www.w3.org/2000/svg\"><path fill=\"white\" fill-rule=\"evenodd\" d=\"M182 86L180 90H175L171 89L168 87L162 88L161 89V94L159 96V101L161 102V106L163 107L164 105L166 107L171 106L174 104V108L178 111H181L182 113V120L184 122V125L187 124V121L190 119L191 115L194 113V106L188 103L183 102V93L185 92L187 94V91L194 89L196 92H199L201 99L198 100V107H202V112H203V117L201 119V123H199L200 127V140L199 144L197 147V154L199 157L205 159L208 156V145H207V119L205 118V106L207 103L208 98L210 97L209 94V88L205 85L198 86L193 85L190 87V82L188 79L181 81ZM190 91V92H191ZM192 124H197L195 123L196 120L192 118ZM192 126L189 128V133L190 129ZM188 133V135H189ZM187 135V137H188ZM193 186V185H192ZM189 187V193H194V191ZM178 208V205L174 206V201L173 200H168L166 202V212L172 213L174 208ZM250 229L246 228V232L244 235V238L242 240V257L240 260V264H264V239H261L258 237V232H253L250 231ZM221 232L226 233V235L222 236L221 238L223 239H230V229L229 225H224L223 227L220 228Z\"/></svg>","mask_w":264,"mask_h":264}]
</instances>
